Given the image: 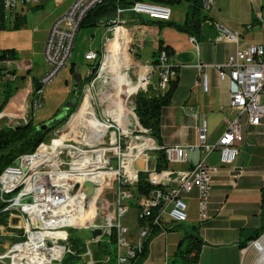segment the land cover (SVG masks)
Masks as SVG:
<instances>
[{
  "label": "built area",
  "instance_id": "2783aa9c",
  "mask_svg": "<svg viewBox=\"0 0 264 264\" xmlns=\"http://www.w3.org/2000/svg\"><path fill=\"white\" fill-rule=\"evenodd\" d=\"M104 1L73 0L68 10L53 23L45 47V60L50 72L39 81L41 88L36 89L31 103L32 113L44 106L45 86L69 63L77 33L86 16ZM40 2L0 0V16L20 12L30 4L38 5ZM202 2L205 10L211 9L214 4V0ZM129 15L165 23L171 21L173 9L165 4L147 1H137L129 8L119 7L115 20L108 25V33L112 35L115 27H119V22ZM221 33L225 38H232L228 30L223 29ZM86 60L96 62L99 54L91 52L87 54ZM6 61L0 60V65L4 63L6 69H10L13 63L9 59ZM159 61L158 65H142L145 73L139 78H142L143 85L136 94L149 92L154 75H157L160 91H165L170 82L176 79L177 70L167 63L166 53L160 55ZM206 67L199 66L201 70ZM210 67L216 69L221 81L234 83L230 107L237 116L227 123L226 131L217 145L207 142L208 127L205 121L202 122L197 129L199 145L191 149L201 148L205 158L188 171L162 172L154 169L151 155L162 151L168 165H181L187 161L188 149L179 145H158L148 135L149 129L140 124L135 107L121 116L123 126L107 117L104 109L103 116L108 120L102 118L95 109V99L92 106L104 126V132L92 134L89 130L85 131L83 137H87V145L84 148L57 149L54 156L37 163L36 171L27 182H20V173L27 166V155H34L48 142L41 144L34 153L20 156L13 165L7 167L0 175L2 213L7 215V221L13 218V221L18 219L22 223L23 238L8 246L5 251H0V264H56V259H65L72 253L68 240L71 237L70 231L74 229H102L104 238H108V241L88 239V251L82 254L84 262L87 260L86 264H95L92 247L103 244L112 247L116 264H129V257H137L143 251L147 228L141 227L139 241L133 244L129 239L130 230L122 223V218L128 214L129 204L137 199L142 173L148 175V182L156 188V203H162V214L158 215L155 225L163 227L168 222H187L189 204L184 201L183 195L195 190L198 192L199 221L205 222L209 218L212 177L217 172V168L207 163V157L218 151L222 165H233L239 156V147L245 140L244 124L260 126L264 120V45L238 50L226 63ZM200 84L204 92L209 91L206 74L201 77ZM126 117L134 118L133 126H126ZM78 130L75 127L70 137L65 139H78ZM55 138L64 137L59 135ZM137 165H141L144 171H139ZM169 180L176 181L177 185L167 191L161 189L162 185L170 184L166 183ZM86 181L95 185L94 194H98V201H94V212L99 223L95 226L77 224L91 203V200L87 202L85 199L83 186ZM106 191L116 193L113 201L104 200ZM62 201L71 204V218L63 217ZM151 211H154V207H147L144 199L138 213L139 220H149ZM4 228L5 225L0 226V229ZM47 241L51 243L50 246L46 245ZM250 251L257 253L255 264H264V233L243 249L244 257Z\"/></svg>",
  "mask_w": 264,
  "mask_h": 264
},
{
  "label": "crops",
  "instance_id": "0c3cea01",
  "mask_svg": "<svg viewBox=\"0 0 264 264\" xmlns=\"http://www.w3.org/2000/svg\"><path fill=\"white\" fill-rule=\"evenodd\" d=\"M47 1L49 0H45V2L41 0L38 5L36 4L34 6L43 7L47 4ZM65 1L69 2L64 13L68 10L73 0H64V2ZM225 5L223 8L224 12L220 10L217 15L207 14L208 19L203 23L202 32L195 37L188 34L181 35L175 33L174 30L172 31L174 35L168 38L163 36L162 38L161 33L165 24L163 22L159 23V21H153V24L162 26L156 30V34L153 32L152 28L147 25L136 26L131 30L137 42L136 46L138 49L136 55L139 59V63H142H140L141 65L146 63L154 64V53L159 51L158 42L162 40L164 47L169 46V59L167 63L177 70L178 88L170 106L164 110L161 121L162 146L179 145L186 147L188 149V156L184 164H167L166 169L159 171H188L197 166L200 161L205 158V153L199 147L195 149H191V147L199 145L197 129L202 125V122L205 121L207 123V142L210 145H217L226 131L227 123L235 120L237 116L230 107L231 95L235 89L234 83L229 80L221 81L216 69L210 66L226 63L228 58L234 55L238 50H244L253 45H264V42L256 44V40L251 31L256 27L260 32L264 33V0H238L233 4V6L236 7L235 11H231V9L225 7ZM217 11L216 7L212 13ZM30 12L29 7H27L17 13L9 15L2 14V16H0V22L16 18L18 23H22ZM135 17L137 16L129 15L127 18L132 20L135 19ZM56 20L51 23L50 29ZM104 27L109 29L108 26ZM223 29L228 30L232 34V38H225L224 34L221 33ZM146 35H151L153 37L149 44L151 54L145 60H141L139 52L148 44L144 38ZM140 36L143 37L140 39ZM46 41L44 44V55ZM105 42L106 41H104L101 49H99L97 53H101L102 48L106 45ZM162 53L166 52L164 50L159 51V56L157 58H159ZM0 60H2L1 57ZM15 60H18V56ZM88 62L92 65L96 62L99 63V60L96 62ZM202 65L208 67L201 70L199 66ZM0 66L2 69L4 68L0 71V87L1 83H3L2 88L4 92L8 85L14 88L13 83L21 80L15 76V70L12 66H10V69H6L7 66H5L4 63ZM33 66V62L28 61L25 64L17 66V69L22 70V72L27 71L31 73L34 70ZM139 68L141 77L145 73V70L143 66ZM92 69L90 68L85 82L81 73L82 69L80 67L76 68V64H73L71 67L73 86L72 91L69 92L70 96H75V98L73 99L72 97L69 102L62 105L61 108H58L52 119L47 122H41L38 125L36 124L44 130L51 131L53 129L51 131L52 138L53 136L56 137L59 128L65 125L66 121L77 113L81 105L75 110L77 107L75 99L84 93V86L87 85L85 89L86 92L87 89H90L92 82L96 83L94 82V78L92 81L90 80V75L92 76L93 74ZM49 72L50 67L35 80L33 87L22 90L14 88L11 98L6 102L0 113V119L9 118L11 122H18L25 118L28 115V101L30 100L28 106L31 112V103L35 98V92L39 81ZM203 74H206L209 79L210 87L208 92H204L200 84ZM157 82L158 78L157 75H155L149 89L152 95H158L167 90L160 91ZM69 84L70 80L68 79L66 85ZM131 87L136 89L134 85H131ZM31 90H33V92ZM44 96L45 92L43 101ZM84 97L85 93L80 104L84 101ZM18 99L19 101H17ZM4 102L5 97L0 106H2ZM72 108L75 111L71 113L70 111ZM31 115V119H33L34 113L31 112ZM50 124L52 127L47 129V125ZM244 125L245 140L239 147V156L233 165H222L220 163L218 151L213 152L207 157V163L217 168V172L212 177L209 218L205 222L199 221L198 192L196 190L190 194H184L183 199L189 204L188 221L185 223L168 222L166 223L167 230L164 228L154 229L150 227L149 233L147 234L150 239H146L147 236H145L146 241L144 240L146 243L148 242L146 255L143 261H140V263L138 262V264H183L184 260L182 259V254L183 251L187 249L189 243L188 237L192 235L198 236L203 241L197 264H255L257 253L250 251L248 255L244 257L243 249L252 241L250 240L247 245H245L253 232L259 229L262 224L261 215L264 192V120L260 126ZM157 144L159 145L158 142ZM168 182L170 184L162 185L161 189L167 191L177 185L176 181L169 180L166 183ZM153 189L152 187V191ZM152 191L147 196H140L137 194V199L129 204V208L131 205H137L136 207L140 212L143 200L149 197ZM12 219H8L7 221L6 218L5 221L0 224V226L5 225L6 227L0 229V239L4 240V242H2L3 244L0 245L1 252L5 251L8 246L12 245L14 242L23 238V231L21 230L22 223L18 219L15 221ZM141 227L138 218L137 230L133 231L129 229V239L133 244L139 241ZM71 237L77 240L74 235H71ZM77 242L81 246V250L84 249L82 243L78 240ZM100 248L102 247L97 245L96 250H94V258L99 254ZM80 253H82V251H80ZM193 257L194 253L189 254V260ZM86 262L87 260L85 262L83 260L84 264H86ZM131 264L136 263L133 261Z\"/></svg>",
  "mask_w": 264,
  "mask_h": 264
},
{
  "label": "rangeland",
  "instance_id": "374dc122",
  "mask_svg": "<svg viewBox=\"0 0 264 264\" xmlns=\"http://www.w3.org/2000/svg\"><path fill=\"white\" fill-rule=\"evenodd\" d=\"M236 1L238 0H214V4L212 5V8L206 10L205 12L206 14H215V15H217L220 12V10L224 12L223 8L225 3H226L225 7L230 8L231 11H235L236 7H234L233 4ZM68 2L69 1L64 2L63 0H49L47 1V4L43 7H35L33 4H30L29 9L31 12L30 14H28V16L25 17V20L22 23H18L16 18L15 19L13 18L11 20H6L4 22H0V57L2 56L3 57V58L1 57L2 60H4L6 63H7L6 61L7 59L11 60V62L13 63L12 67L15 70L14 74L18 79L21 80L13 83L15 89L17 88L18 90H22L33 87L35 80L38 79L45 70L49 69V66L45 60L44 44L51 23L54 20L60 18L64 14ZM216 7L218 11L212 13L216 9ZM185 10L186 7L184 5L173 9L172 21L175 22L176 24H183L185 18ZM144 21H147L146 22L147 24L149 22L148 19L145 17H135V19L132 20H129L127 18L125 24H122L120 27H116L114 29L112 35L110 33L108 34V29L106 27L95 26V27L80 28L76 36L74 50L69 63L55 78H53L50 81L49 84L45 86L43 90L45 92L44 107H42L36 113H34L33 116L34 123L38 125L41 122H47L48 120L54 117V114L58 108H61L62 105L69 102V100L73 97L70 96V92L72 91V86H73V79L71 75L72 65L76 64V68L80 67L82 69L81 73L86 82L87 75L89 74L90 68L92 69V67L90 66V63L86 61L85 57L87 56V54L91 53L90 51H92V53H97L98 50L101 49L104 41H106L105 42L106 45L112 46V50H108L107 52L108 62L105 63L104 68L114 63H120V66L124 65L128 67L127 73L131 76L132 78L131 80L134 82L133 83L134 87L137 88L140 81H136V80H138V78L140 77L141 72L139 67L142 66L141 65L142 63L141 62H140L141 64L139 63V59L136 55L138 49L136 46L137 42L135 41V38L131 30L133 29V27L145 25ZM147 26L151 27L155 34H156V30L159 28V26L155 24H149ZM128 31H129V36L131 38L128 49L132 61L131 67L127 63V60L126 61L124 60L122 54V43L123 41H125L126 34L128 33ZM172 31H174L175 33H179L181 35H186L185 33L177 31L170 25H165L161 33L162 34L161 37L163 38V36H165L166 38H168L169 36L174 35L173 34L174 32ZM251 31L256 40V44L264 42V33L260 32L259 29L256 27L253 28ZM142 37L143 36H140V39ZM144 38L148 44L147 46H145L146 48L145 47L142 48L139 52L141 60H145L151 54V48H149L150 47L149 44L151 43L153 37L151 35H146ZM106 45L102 48L101 53L99 54L100 68L97 73L98 80L96 79L97 80L95 81L96 83L92 82V85L90 87L91 89L90 93L92 94V96H94L95 99L94 106L98 115L108 120V118H105L103 116V109L105 108V104L109 103L112 98L110 94L103 91L105 87H107V85L109 84V79L107 76H101L100 74V70L103 69V60L106 53ZM5 51H6V55L3 56ZM8 51H15L18 56V60L13 59L10 56V54H8ZM28 61L29 62L32 61L34 64L33 66L34 70L31 73L27 71L22 72V70L17 69V66L25 64ZM127 78H128L127 75L123 74V80L124 79L126 80L125 85H127L128 83ZM68 79L70 80V84L66 85ZM2 85L3 83H1V87H0V105L4 99ZM86 87L87 85H85L83 89L85 96L89 94V91H87L88 89L85 92ZM127 87L128 89H131L130 86L127 85ZM128 89L124 88L123 92L124 91L127 92ZM31 91L33 92V90ZM136 92L132 94L130 98L127 100L126 106L127 109L129 110L134 108L133 105H134V97ZM84 93H82L79 97H76L75 100L77 103V107L75 108V110L80 105ZM74 98L75 96L73 97V99ZM29 101L27 104L28 115L25 118L21 119L18 122H11L9 118L0 119V129L3 128L7 130L9 128L14 129L26 124L32 117L28 106ZM80 109L81 107H79L78 111H80ZM75 110L72 108L70 112L72 113ZM76 114H74L73 117ZM72 118L68 119L66 121V124L63 125L67 127L62 133V137H64V139L69 138L71 132L74 131L75 127H78L79 128L77 132L78 139H65V140L68 142H72L78 146L85 147L87 145V137H83V136H84V132L87 131L90 125L87 120H81L76 124L70 123V125H68L70 120H74ZM129 125L131 126V123H129ZM89 131L91 130L89 129ZM53 138H55V136H53ZM115 196H116L115 192L106 191L104 194V200L113 201ZM136 206L131 205L128 214H126L122 218V223L125 226L129 227V229H132L133 231H136L138 228L139 209ZM85 222L91 224V221L88 219H86ZM73 234L77 238V240L80 243H82L84 247L86 241L91 237V230L74 229ZM107 239L108 238L105 237L103 241H108ZM92 248L93 250H96L97 245H94ZM83 253L84 251H82V253H80L78 257L77 256L71 257L70 255H67L65 259H63V264H84L83 263L84 259L82 258Z\"/></svg>",
  "mask_w": 264,
  "mask_h": 264
},
{
  "label": "trees",
  "instance_id": "16d2710c",
  "mask_svg": "<svg viewBox=\"0 0 264 264\" xmlns=\"http://www.w3.org/2000/svg\"><path fill=\"white\" fill-rule=\"evenodd\" d=\"M137 1H147L156 4H165L170 6L171 8L175 9L181 5L186 7L185 10V19L183 24H176L173 21L165 22V25H170L174 29L179 32L191 35L193 37L198 36L202 32L203 23L205 20L208 19V16L205 12L203 7L202 0H106L102 4L98 5L95 9H93L85 18L81 28L83 27H94L97 25H105L108 26L115 20L116 11L119 7L122 8H129ZM145 25L153 24V20H150L148 24L147 21H144ZM161 23V22H159ZM160 25V24H159ZM162 27V26H159ZM130 36L129 31L126 34L125 41L122 43V52L125 61L132 65L131 57L129 55V43H130ZM125 42V43H124ZM168 48L164 47L163 41L159 40L158 42V50H164L167 54L168 60ZM158 52L154 53V64L158 65L160 63L159 58H157ZM8 54L15 59L17 58V54L15 51H8ZM99 54V53H98ZM6 55V51L4 52L3 56ZM2 57V56H1ZM3 58V57H2ZM94 70L93 75L91 76V81L93 78L96 77L97 72L100 68L99 63H93L90 65ZM96 67V68H95ZM99 67V68H98ZM4 69V68H3ZM0 67V71L3 70ZM178 88V77L172 80L168 85V88L165 92L155 95L151 94L150 92H138L134 97V106L136 114L139 118L140 124L153 131V136L160 146H162V137H161V121L164 110L170 106L174 94ZM14 88H11L9 85L7 89L3 92L5 97V102L2 106H0V113L2 112L6 102L11 98ZM42 126V125H41ZM53 130V129H52ZM51 130V131H52ZM51 131L44 130L37 126L33 119L29 120L26 124L22 125L20 128H9L0 130V175L5 171V169L15 163V161L23 155L32 154L34 153L37 148L45 143L49 142L52 139ZM158 161V162H157ZM157 161L154 165V169H166L167 168V161L165 159L164 153L161 151L159 152V158L157 154ZM152 191V186L148 182V175L141 174L139 187H138V194L141 196H147ZM156 194V188L153 189L152 193L149 197L146 198V202L149 200L154 199V195ZM3 206L0 203V224H2L5 219L7 218L6 214L2 213ZM154 214H158V212L154 211ZM262 224L261 227L255 230L250 237V239L245 243L252 240H257L263 233H264V192H263V205H262ZM140 225L143 227H147L148 231L150 227L154 229L164 228L167 230L166 225L160 227L155 225L153 222V218L149 217V220L140 221ZM149 233V232H148ZM71 235L73 231H70ZM150 239L149 235L146 239ZM145 239V241H146ZM189 243L187 249L183 251V264H197L199 255L201 252V248L203 246V241L196 235H192L188 237ZM144 241L143 251L134 257L129 264L135 261L136 264L140 261H143L145 257L146 249L148 246V242ZM251 242V241H250ZM249 242V243H250ZM244 245V246H245ZM101 252V253H100ZM100 252L98 255L95 256V264H116V259L113 256V251L111 247L107 248H100ZM194 253V257L189 260V254ZM71 257L77 256L75 254L69 253ZM101 257V258H100Z\"/></svg>",
  "mask_w": 264,
  "mask_h": 264
},
{
  "label": "bare ground",
  "instance_id": "6f19581e",
  "mask_svg": "<svg viewBox=\"0 0 264 264\" xmlns=\"http://www.w3.org/2000/svg\"><path fill=\"white\" fill-rule=\"evenodd\" d=\"M125 22L126 19H122L121 22H119V27L122 24H125ZM108 50H112V46L106 45V53L103 60V70H100V73L101 76H107L109 79V84L107 85V87H105L103 92L110 94L112 99L109 103L105 104L104 114L107 117H110L111 119L115 120L121 126H123L124 121L121 120V116L129 112V109H127L126 106L127 100L143 85L141 82L142 78L136 80L140 82L138 84V87L136 89H133V87H131V85H133V81L131 80L132 78L127 73L128 67L124 65L120 66V63H114L104 68L105 63L108 62L107 61ZM122 54L124 53L122 52ZM123 74L127 75L128 77L127 85L130 86L131 89H128L127 85H125L126 80L125 79L123 80ZM94 81H96V78H94ZM124 88L128 89V91L123 92ZM87 91H90V89H88ZM93 100L94 97L92 96L91 93L85 96L84 101H82V104H80L81 109L74 116L75 118L74 117L72 118L74 120L71 121V124H76L81 120H87L90 125L87 130L90 129L93 134H98L100 132H104V126L97 117L96 112L94 111V108L92 106ZM17 101H19V99ZM129 123H131V126L134 125L133 117H126V126H130ZM74 148H84V147L78 146L72 142H68L64 138L51 139L48 142L47 146L40 148V150L36 151L34 155H27L26 157L27 166L26 168H23L22 173H20V182H27L28 178H32L34 172L36 171L37 163H42V161L46 160L48 157L54 156L57 149L74 150ZM156 161H157V154L151 155V162H154L155 165ZM94 201H98V194H94L92 196L90 201L91 202L90 206L85 212L84 217H80L81 220L77 223L78 225L95 226L96 224L99 223V220L94 212ZM146 206L154 207V211L158 212V214H154V211H151L149 215L150 218H153L154 223L158 222V215L162 214V203H156V194L154 195V199L146 202ZM62 213L64 218L72 217V209L69 201H62ZM86 219L90 220L91 224L85 222ZM147 234H148V229L145 231V236H147ZM81 251H88V240L85 243L84 249H82ZM133 259L134 257H129V263ZM56 264H63V259H56Z\"/></svg>",
  "mask_w": 264,
  "mask_h": 264
},
{
  "label": "water",
  "instance_id": "95a60500",
  "mask_svg": "<svg viewBox=\"0 0 264 264\" xmlns=\"http://www.w3.org/2000/svg\"><path fill=\"white\" fill-rule=\"evenodd\" d=\"M101 27H104L105 25H100ZM41 88V85L38 84L37 86V89H40ZM20 128V127H18ZM65 126H62L59 128V130L57 131V136L61 135L63 133V131L65 130ZM148 135L150 137L153 136V131L149 130L148 131ZM136 168L139 170V171H144L143 167L141 165H137ZM77 189V188H76ZM83 190H84V193H85V199L86 201H90L92 196L94 195L95 193V185L90 182V181H86L84 183V186H83ZM91 237L93 238V240H103L104 239V232L102 229H93L91 230ZM2 242H4V240L0 239V245L3 244ZM11 242V241H10ZM68 244L69 246L71 247V252L75 255H79L80 251H81V246L78 244L77 240L74 238V237H70L69 240H68ZM46 245L47 246H50L51 243L49 241L46 242ZM102 248H107L108 246L107 245H102L101 246Z\"/></svg>",
  "mask_w": 264,
  "mask_h": 264
},
{
  "label": "flooded vegetation",
  "instance_id": "af4514ba",
  "mask_svg": "<svg viewBox=\"0 0 264 264\" xmlns=\"http://www.w3.org/2000/svg\"><path fill=\"white\" fill-rule=\"evenodd\" d=\"M51 127H52V125L50 124V125H47L46 128H47V129H50Z\"/></svg>",
  "mask_w": 264,
  "mask_h": 264
}]
</instances>
